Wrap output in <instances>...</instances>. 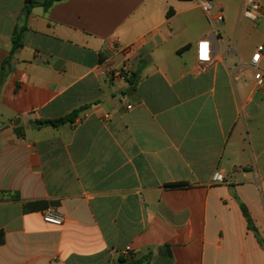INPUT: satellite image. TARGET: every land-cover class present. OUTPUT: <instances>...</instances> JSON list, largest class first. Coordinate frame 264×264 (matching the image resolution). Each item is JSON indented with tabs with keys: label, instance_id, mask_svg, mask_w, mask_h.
I'll return each mask as SVG.
<instances>
[{
	"label": "crops",
	"instance_id": "1",
	"mask_svg": "<svg viewBox=\"0 0 264 264\" xmlns=\"http://www.w3.org/2000/svg\"><path fill=\"white\" fill-rule=\"evenodd\" d=\"M33 1L0 0V264H264V91L244 69L264 38L239 47L226 22L243 3L214 5V37L198 0Z\"/></svg>",
	"mask_w": 264,
	"mask_h": 264
},
{
	"label": "built area",
	"instance_id": "2",
	"mask_svg": "<svg viewBox=\"0 0 264 264\" xmlns=\"http://www.w3.org/2000/svg\"><path fill=\"white\" fill-rule=\"evenodd\" d=\"M199 3L204 7L206 12L209 15L214 37H220V28L219 25L225 21V16L223 10L219 8L215 11L214 4L212 0H198ZM262 12V5L256 0H244L242 7V16L246 19L256 23L260 19V14ZM221 39V38H220ZM208 43V59H202V50L204 43ZM130 49L125 48L123 52L128 53ZM225 51L234 52L236 51L235 45L230 47H224ZM264 45L257 47L256 52L253 54L251 60L248 63L244 64V69H249L254 73V79L256 82V87L259 90L264 91V69L261 68V61L263 58ZM214 46L213 42L209 39H202L197 43V61L200 64L201 68L207 69L214 61ZM128 67L126 64L115 68L112 70V77L115 79L123 78L124 73L128 72ZM131 108V106L129 107ZM212 182L215 184L224 182V175L222 170H218L214 173L212 177ZM43 220L51 225L61 226L64 222L62 215H60L55 209H48L43 216Z\"/></svg>",
	"mask_w": 264,
	"mask_h": 264
},
{
	"label": "rangeland",
	"instance_id": "3",
	"mask_svg": "<svg viewBox=\"0 0 264 264\" xmlns=\"http://www.w3.org/2000/svg\"><path fill=\"white\" fill-rule=\"evenodd\" d=\"M243 1L244 0H217L213 4L224 5L225 9L228 11L227 6L229 3H231V5L235 7V5L242 4ZM256 1H258L264 7V0ZM227 11L226 14L228 13ZM226 22L231 23L234 33H239V47L250 49L255 42L264 38V15H260V19L256 23H254L246 19L244 16L234 15L233 17L228 18L227 14Z\"/></svg>",
	"mask_w": 264,
	"mask_h": 264
},
{
	"label": "trees",
	"instance_id": "4",
	"mask_svg": "<svg viewBox=\"0 0 264 264\" xmlns=\"http://www.w3.org/2000/svg\"><path fill=\"white\" fill-rule=\"evenodd\" d=\"M61 1V0H45L42 3V6H44L45 8H49L51 7L54 3ZM40 3L37 1H33V0H26V8H25V16L27 17L31 10L36 6L39 5ZM172 13V9L169 10V14ZM22 32L23 30H18L14 33L13 37H12V49L10 52V56H9V60H11L15 54V52L20 49L23 46V42H22ZM80 110H75L73 111L70 115L63 117L61 119L58 120H52V121H40L37 123V125L41 126V125H51L54 127H57L58 125L64 123V122H69L72 121L79 113ZM173 187H183L186 186L185 184H173L171 185ZM31 205H26L25 209H30ZM247 215V214H246ZM4 243V232L0 231V244Z\"/></svg>",
	"mask_w": 264,
	"mask_h": 264
},
{
	"label": "clouds",
	"instance_id": "5",
	"mask_svg": "<svg viewBox=\"0 0 264 264\" xmlns=\"http://www.w3.org/2000/svg\"><path fill=\"white\" fill-rule=\"evenodd\" d=\"M202 59L204 60H207L209 57H208V43L205 42L204 45H203V50H202Z\"/></svg>",
	"mask_w": 264,
	"mask_h": 264
}]
</instances>
